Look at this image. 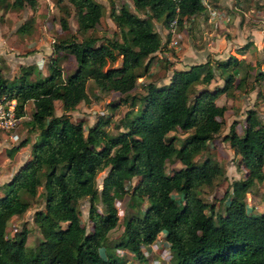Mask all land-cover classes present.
<instances>
[{"label": "trees", "instance_id": "16d2710c", "mask_svg": "<svg viewBox=\"0 0 264 264\" xmlns=\"http://www.w3.org/2000/svg\"><path fill=\"white\" fill-rule=\"evenodd\" d=\"M36 2L10 0L9 6L33 9ZM67 2L77 11L78 29L95 27L102 13L98 2ZM131 2L134 10L162 18L165 26L175 14L172 0ZM177 5V25L205 9L200 0H180ZM62 12L58 23L61 29H67L66 8ZM109 17L117 32L102 43L96 45L95 36L80 40L70 36L53 42V52L67 50L74 58L75 68L66 76H62L53 56L47 73L34 79H29L31 65L20 67L18 79L7 80L0 70V98L14 99L18 116L23 115L25 102L31 100L33 109L27 124L37 130L30 157L11 175L0 195V264H121L115 248L143 260L142 248L158 233H163L168 245L170 264H264V211L253 214L245 202L246 192L260 182L264 201V119L247 110L241 133L236 132V121L231 120L222 135L239 155L244 169L243 177L233 179L223 194V213H211L212 206L198 195L201 186L210 185L223 174L222 167L209 159L194 160L223 123L225 106L215 103L217 95L226 94L230 87L239 89L246 84L252 88L258 78L264 79V59L259 68L228 55L216 64L222 85L200 88L192 98L188 93L193 84H207L213 76L207 60L187 69H173L167 82H146L138 97L143 103L140 112L133 117L123 115L124 130L111 136L104 128L106 118L99 117L84 126L81 120L72 121L65 111L88 101L87 79L101 90L128 93L136 86L141 58L158 50L161 39L148 19L125 5L111 9ZM117 57L118 65H111ZM56 100L64 113H54ZM174 128L190 131L178 146L172 137L165 136ZM25 143L22 140L11 146L8 155ZM171 157L181 166L167 173L164 164ZM105 168L98 189L95 177ZM133 177L135 183L125 187V181ZM39 185L43 208L34 211L33 221L41 240L33 250H27L26 229L8 236L5 227L12 215L26 210V197L36 195ZM113 188L125 194V206L133 207L134 212L123 218L119 240L109 250L105 244L107 232L118 221L110 192ZM97 196L100 210L93 202ZM83 197L88 198V232L80 224L75 204Z\"/></svg>", "mask_w": 264, "mask_h": 264}, {"label": "rangeland", "instance_id": "374dc122", "mask_svg": "<svg viewBox=\"0 0 264 264\" xmlns=\"http://www.w3.org/2000/svg\"><path fill=\"white\" fill-rule=\"evenodd\" d=\"M95 1L100 4L102 12L98 23L94 28L80 30L76 24L77 11L67 0H37L33 9L29 6L12 9L9 6L10 0H0V70L7 80L18 79L20 67L31 65L32 72L29 79H34L47 73L49 58L53 56L56 57L61 68L62 76L72 73L75 68L73 56L67 50L53 52V42L70 36L76 40L95 36L97 37L96 45L102 43L105 38L111 37L117 32V28L109 17L111 9H118L121 5H125L136 15L148 19L152 28L158 32L161 39L159 52L141 58L137 68L136 86L128 93L120 94L115 91L101 90L93 84L91 79H87L88 101H80L74 109L65 111V114L72 121L81 120L84 126L92 125L99 117L106 118L108 123L104 128L106 133L111 136H115L124 130L121 125L123 115L133 117L140 112L143 103L139 101L138 97L144 92V84L150 81L156 84L168 81L169 78L167 77L170 76L176 62L179 63V66H189V64L197 63L200 60H207L213 70V76L209 81L210 87H212L210 89L218 86L216 82L219 78H221L220 83H223L219 68L216 65L217 62L226 59L230 54L240 59L246 48L244 49L243 46L225 51L222 45L217 43L218 31L225 35H231L234 32V36L238 37L243 44L249 36V29L245 27V30L240 32L237 29L238 24L253 25L257 29H264V0H206L205 9L202 10L203 12L196 13V19L194 16L180 25L176 24L173 33L176 42L174 46H168L169 34L167 36V26L163 23L162 18H153L143 10H134L131 0ZM63 7L67 10V29H61L58 23L59 17L63 14ZM209 10L223 18L218 19L224 24V28L221 25L222 29L219 30L220 25L218 26L216 21L213 22L210 19L207 21V18L215 15L210 14ZM210 40L213 43L209 46L211 51H208L207 44ZM248 51L250 56L248 55L247 58L252 62L250 65L262 68L264 50L261 51L260 48L257 50L258 54H256V49L248 48ZM198 53L201 55L198 56ZM119 59L117 57L111 65H118ZM242 60L248 62L246 58ZM238 68L241 70L242 65ZM236 80L237 78L234 77L233 82ZM252 86L254 87L253 92L250 90L253 87L247 88L245 84L239 89L230 87L226 94H219L216 97V104L225 106L222 115L223 123L219 130L208 139L206 147L194 156L196 162L209 159L223 169L221 176L216 177L210 185L201 186L198 191L200 198L208 206H212L211 213H223L226 203V198L223 197L224 192L226 189L229 190L230 182L233 179L242 178L244 175L239 155L233 153L228 142L222 140V135L227 132L231 120L236 121L235 128L237 127V132H241L247 110H252L264 119V99L261 98L264 96V79L258 78ZM203 87H206V84L195 82L188 93L189 97L192 98L196 91ZM54 104L55 114L64 113L58 100ZM32 109V101H26L24 113L15 124V132L18 135L15 141H10L9 137L0 130V195L4 184L11 175L30 157L31 143L37 138V130L27 124ZM189 134L190 131L174 128L169 130L165 136L167 138L172 137L174 144L178 146L180 141ZM22 140H26V143L9 156L7 150ZM180 166L177 158L171 157L165 161L164 170L170 173ZM262 168L264 171V163ZM105 173L106 168L96 174L95 181L98 189ZM135 181L136 178L133 177L129 181H125L124 185L130 188ZM262 186L263 183H256L252 191L245 194L246 208L253 214L264 211ZM110 192L117 209L118 221L107 232L105 244L110 247L109 250L119 240L123 218L134 212L133 207L125 206L127 200L124 193H120L114 188ZM26 199L28 201L26 210L19 215H12L6 223L5 230L7 235L11 236L14 231L25 228V247L27 250H33L41 240L38 226L33 221V213L35 210L43 208L42 186L37 187L36 195L26 197ZM93 202L100 210L101 204L98 196L94 198ZM75 204L79 212L80 224L86 232L90 231L91 225L87 218L88 198H80ZM206 212H209L208 207ZM152 243L154 245L142 248L143 260H138L125 249L115 248V252L120 257L121 264H167L170 259V252L163 238V233H158Z\"/></svg>", "mask_w": 264, "mask_h": 264}, {"label": "crops", "instance_id": "0c3cea01", "mask_svg": "<svg viewBox=\"0 0 264 264\" xmlns=\"http://www.w3.org/2000/svg\"><path fill=\"white\" fill-rule=\"evenodd\" d=\"M201 12H203V11H201ZM204 14V13H203ZM197 14L196 13H194V14H192V15H190V16H188L186 19H184V21L185 20H188L189 18H193L194 16H195V19L197 18V16H196ZM204 16H206V14H204ZM211 18H207V21L210 19V20H213V22L214 21H216L215 23H218V29L219 30H221L222 28H221V25H222V27L224 26V24L223 23H221L220 22V19H223L222 17H219L218 15H214V16H210ZM218 18H220V19H218ZM183 21V22H184ZM206 22V21H205ZM245 27H247L248 29H249V36H248V38L246 39V42L244 43L243 42V44H242V42H240V39H238V37H236V36H234V32H232V34L230 35V34H224L223 32L222 33H220L219 31H218V37H217V43L218 44H221L222 45V48L225 50V51H229V49H234V48H238V47H242L243 45H244V49L246 48V50L244 51V53L242 52V55H241V58L240 59H243V58H246L247 60H248V58H247V56L249 55L250 56V54H249V51H248V48H252V49H256V54H258V51L257 50H259L260 48H261V51L262 50H264V29H260V28H255L253 25H247V26H244L243 24H238L237 25V29H238V31H240V32H242L243 30H245ZM205 28V27H204ZM203 28V29H204ZM224 28V27H223ZM165 31V30H164ZM165 33H166V31H165ZM246 35V34H245ZM167 36H168V33H167ZM243 41L245 40V39H242ZM212 40H210V41H208V44H207V49H208V51H211L210 49H209V46H211L212 45ZM248 47V48H247ZM244 49H242V50H244ZM155 52H159V49L158 50H156ZM154 52V53H155ZM259 54H260V52H259ZM199 55H201V53H198V56ZM259 56V55H258ZM245 61V60H244ZM200 62H203V60H200V61H198L197 63H200ZM246 62V61H245ZM248 62H250V64H252V62L250 61V60H248ZM192 64H195V63H192ZM189 65H191V64H189ZM189 66H179V63L178 62H176L175 64H174V69H187ZM167 78H169V77H167ZM167 82V81H166ZM221 82V78H219L218 80H217V82L216 83H218V86H221L222 85V83H220ZM212 83V82H211ZM208 84V85H207ZM206 84V87L207 88H212V87H210V85L211 84H209V83H207ZM250 90H252V92H253V90H254V87L252 88V89H250ZM251 93V92H250ZM220 94H224V92H222V93H220ZM219 95V94H218ZM217 95V96H218ZM216 99V98H215ZM215 101V100H214ZM264 102V101H263ZM216 103V102H215ZM236 126V125H235ZM235 130H236V132H237V127L235 128ZM237 133H241V132H237Z\"/></svg>", "mask_w": 264, "mask_h": 264}, {"label": "built area", "instance_id": "2783aa9c", "mask_svg": "<svg viewBox=\"0 0 264 264\" xmlns=\"http://www.w3.org/2000/svg\"><path fill=\"white\" fill-rule=\"evenodd\" d=\"M175 2V14L174 16L170 19L167 25V33L169 34L168 37V46H174L176 40L173 38V33L175 31L176 27V19H177V11H178V2L180 0H172ZM204 5H207L205 3L206 0H200ZM209 13L214 15L215 12L212 10H209ZM15 107V101L14 99H4L3 97L0 98V130L5 133L10 141H15L18 137L17 133L15 132V124L18 122L20 116L15 114L14 111ZM154 245V243L149 244ZM147 246V247H148ZM167 264H170L169 261Z\"/></svg>", "mask_w": 264, "mask_h": 264}]
</instances>
